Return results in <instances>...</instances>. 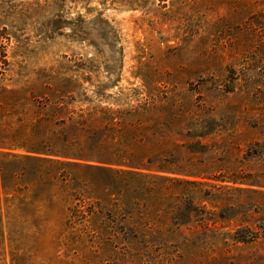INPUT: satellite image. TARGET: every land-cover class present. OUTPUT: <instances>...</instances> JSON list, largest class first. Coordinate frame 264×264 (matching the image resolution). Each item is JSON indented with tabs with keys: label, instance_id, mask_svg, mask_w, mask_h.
<instances>
[{
	"label": "rangeland",
	"instance_id": "obj_1",
	"mask_svg": "<svg viewBox=\"0 0 264 264\" xmlns=\"http://www.w3.org/2000/svg\"><path fill=\"white\" fill-rule=\"evenodd\" d=\"M0 124V264H264V0H0Z\"/></svg>",
	"mask_w": 264,
	"mask_h": 264
},
{
	"label": "trees",
	"instance_id": "obj_2",
	"mask_svg": "<svg viewBox=\"0 0 264 264\" xmlns=\"http://www.w3.org/2000/svg\"><path fill=\"white\" fill-rule=\"evenodd\" d=\"M5 126L10 127V123L4 122ZM24 124V122L17 118V126ZM0 124V189L4 192L9 190L10 185L16 179H21L25 176L29 164L39 165L42 163H57L54 160L44 159L38 157L33 151H26L22 155H14L8 152H3V149L10 147H23L15 145V137L20 132L16 129L14 133L6 131ZM9 130V128H8Z\"/></svg>",
	"mask_w": 264,
	"mask_h": 264
}]
</instances>
